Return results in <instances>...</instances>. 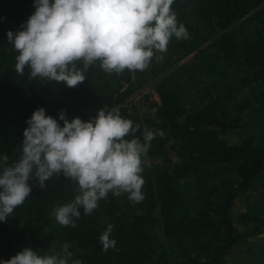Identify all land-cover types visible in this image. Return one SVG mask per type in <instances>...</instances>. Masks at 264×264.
I'll return each mask as SVG.
<instances>
[{"label": "trees", "instance_id": "16d2710c", "mask_svg": "<svg viewBox=\"0 0 264 264\" xmlns=\"http://www.w3.org/2000/svg\"><path fill=\"white\" fill-rule=\"evenodd\" d=\"M172 10L189 38L173 37L167 51L182 56L196 51L192 61L157 79L154 118L120 109L141 125L136 134L141 140L144 128L165 133L149 147L150 167L142 173L145 199L133 203L127 194L109 193L91 215L81 209L76 227H64L52 211L74 199L75 185L63 175L50 178L44 189L30 180V196L0 221V260L25 247L56 254L68 243L69 264H223L233 245L264 233V210L242 212L241 231L232 216L235 200L264 171V0H175ZM34 12V0H0V157L7 155L9 165L22 154L26 121L38 107L61 126L62 110L69 122L76 117L87 122L98 109L128 97L127 90L119 93L121 84L134 76L144 82L160 71L151 63L145 71L122 74L93 66L75 88L29 80L27 67L23 75L15 71L18 53L7 33L23 30ZM201 26L221 32L207 42L199 36ZM232 130L241 139L229 143L221 134ZM182 182L192 188L184 189ZM109 224L117 243L105 252L100 236Z\"/></svg>", "mask_w": 264, "mask_h": 264}, {"label": "clouds", "instance_id": "9594fccd", "mask_svg": "<svg viewBox=\"0 0 264 264\" xmlns=\"http://www.w3.org/2000/svg\"><path fill=\"white\" fill-rule=\"evenodd\" d=\"M175 0H34L35 12L23 30L7 33L18 53L15 71L29 69V80L63 83L75 88L85 82L86 72L98 66L107 74L145 71L157 52L166 53L171 39H188L184 24H178L172 5ZM81 64L82 67L77 65ZM59 119L38 107L26 121L22 154L9 165L0 157V221H6L30 196V180L41 189L53 176L63 175L76 195L53 209L55 220L64 227L91 215L106 200L127 194L133 203L145 199L142 173L150 167L151 141L163 138L160 129L144 128L121 115L119 107H102L85 122H70L62 110ZM131 137V138H130ZM109 224L100 236L102 250L116 247ZM64 243L61 252L48 254L25 247L0 264H69L72 253ZM73 264H82L73 261Z\"/></svg>", "mask_w": 264, "mask_h": 264}, {"label": "rangeland", "instance_id": "374dc122", "mask_svg": "<svg viewBox=\"0 0 264 264\" xmlns=\"http://www.w3.org/2000/svg\"><path fill=\"white\" fill-rule=\"evenodd\" d=\"M219 32H221L219 29L201 26L199 36L209 42L214 39ZM195 52L196 51H193L192 53L183 56L176 54L170 55L168 51L166 53L157 52L151 61V64L158 65L160 69L157 76L149 77L144 82H142L138 76H134L129 83L121 84L122 86L119 88V93L127 90L129 95L116 107H119L121 110L136 113L141 117L154 118V105L158 101V96L154 89L157 79L172 72V70H175L181 64L192 61ZM166 60L169 62H166ZM255 127L256 128H253L252 131L258 134L259 127L257 125H255ZM221 135L229 143H234L241 139L237 130L226 131ZM170 156L173 161H179V158L174 152H171ZM159 161V159L150 160V162L153 163H159ZM256 183L257 184L253 189H249L242 193L234 202L232 216L239 231L243 230V225L238 221L239 215L242 212H247L250 209L255 212L264 210V171ZM181 187H184V189L192 188L189 185V182H187V185L186 182H182ZM261 215L262 214H259V216ZM223 264H264V233L248 237L233 245L225 256Z\"/></svg>", "mask_w": 264, "mask_h": 264}]
</instances>
